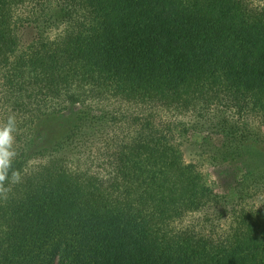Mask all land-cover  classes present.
Segmentation results:
<instances>
[{
    "label": "trees",
    "instance_id": "obj_1",
    "mask_svg": "<svg viewBox=\"0 0 264 264\" xmlns=\"http://www.w3.org/2000/svg\"><path fill=\"white\" fill-rule=\"evenodd\" d=\"M249 1L0 0V264H264V4ZM66 111L43 148L36 124ZM188 153L237 177L217 190Z\"/></svg>",
    "mask_w": 264,
    "mask_h": 264
},
{
    "label": "rangeland",
    "instance_id": "obj_2",
    "mask_svg": "<svg viewBox=\"0 0 264 264\" xmlns=\"http://www.w3.org/2000/svg\"><path fill=\"white\" fill-rule=\"evenodd\" d=\"M249 3L253 6H263L264 1L262 0H250ZM112 105L110 106L111 109H121L122 112H140L141 110H138V108L135 106H130L124 102H120L118 100L112 99L111 100ZM135 109V110H134ZM142 112V111H141ZM69 115V112H63L62 114L58 116H52L49 118H46L43 121H40L36 124V129L40 131L41 133V146L48 147L52 145L53 143L60 140L67 132L68 124H67V117ZM167 115V114H166ZM173 115V114H172ZM2 127V125H0ZM117 135L120 136V132H116ZM96 159L97 156H96ZM186 163H196L197 168L200 170V172L205 173V176L209 179V182L213 183L216 189L220 191H225L229 188V186L232 185L234 179L237 177V166H220V167H211V166H200V161L198 160L193 153L185 154L184 156ZM104 172V171H103ZM198 217L197 214L195 215H189L185 219V223H189L190 221L196 220Z\"/></svg>",
    "mask_w": 264,
    "mask_h": 264
},
{
    "label": "clouds",
    "instance_id": "obj_3",
    "mask_svg": "<svg viewBox=\"0 0 264 264\" xmlns=\"http://www.w3.org/2000/svg\"><path fill=\"white\" fill-rule=\"evenodd\" d=\"M13 131V118L9 117L8 123L0 129V185H2L5 180L4 169L10 165V158L13 153L9 151L12 144V133ZM16 175V174H14ZM2 187H0V192H5Z\"/></svg>",
    "mask_w": 264,
    "mask_h": 264
}]
</instances>
